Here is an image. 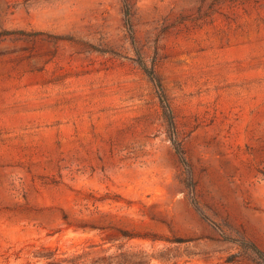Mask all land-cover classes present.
Wrapping results in <instances>:
<instances>
[{
	"label": "rangeland",
	"instance_id": "rangeland-1",
	"mask_svg": "<svg viewBox=\"0 0 264 264\" xmlns=\"http://www.w3.org/2000/svg\"><path fill=\"white\" fill-rule=\"evenodd\" d=\"M254 248L264 0H0V264H258Z\"/></svg>",
	"mask_w": 264,
	"mask_h": 264
},
{
	"label": "trees",
	"instance_id": "trees-1",
	"mask_svg": "<svg viewBox=\"0 0 264 264\" xmlns=\"http://www.w3.org/2000/svg\"><path fill=\"white\" fill-rule=\"evenodd\" d=\"M123 2H125V0H123ZM135 54H136V62L138 64V66L146 74V76L150 79V81L153 83L155 89L157 90L160 106L162 108L163 118L168 123L169 128L171 130H173V128H174L173 115H172V111L170 109V106H169V104H168V102L166 100L163 87H162L158 77L156 76L155 71L152 68H150L145 63L142 55L137 50H135ZM173 146L175 148L176 153L178 154V156L180 158V161L183 164H185V157H184L183 151H182L179 143H177V141H173ZM196 210L200 214L202 219L207 220V218L203 215V213L197 207H196ZM122 236H125L127 238H132V237H129V235H124V234ZM253 250H254V253H255L256 257H257L258 264H264V255H263V253L261 251L255 249V248ZM116 257H119L124 262H127V254L125 252H121Z\"/></svg>",
	"mask_w": 264,
	"mask_h": 264
}]
</instances>
